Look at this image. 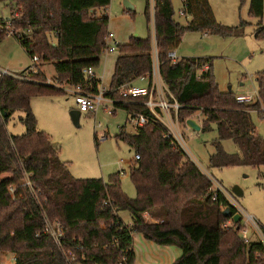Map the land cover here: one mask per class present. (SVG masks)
Masks as SVG:
<instances>
[{
    "label": "trees",
    "instance_id": "16d2710c",
    "mask_svg": "<svg viewBox=\"0 0 264 264\" xmlns=\"http://www.w3.org/2000/svg\"><path fill=\"white\" fill-rule=\"evenodd\" d=\"M111 1L0 0L10 7V19H0V42L11 24L31 58L38 55L39 64L55 68L52 83L40 68L35 74H25V69L24 79L5 77L0 82V264L6 252L16 254L13 264H136L134 233L156 245L180 248L181 256L171 264H264V243L245 242L240 223L224 227L228 219L223 210L231 207L236 213V208L224 194L213 192L212 180L165 136V126L152 121L133 134L124 126L116 136L140 156L130 168L135 198L124 193L121 172L108 180L75 178L51 136L39 129L33 97L65 94V85L97 90L100 81L85 70L100 65L107 47ZM153 2L160 74L181 104L180 123L201 112V131L216 128L212 166H264V138L251 117L255 111L264 120V78H258L259 99L240 103L232 91L220 90L211 58L184 57L175 63L168 58L188 32L233 37L241 34L244 23L225 26L216 20L209 0H186L183 15L191 19L184 25L175 19L173 0ZM151 7L152 0H146L148 22ZM249 13L260 19L256 38H264V0H250ZM153 50L151 36L119 45L108 96L128 115L149 114L143 100L124 101L119 91L151 76ZM18 111L25 114L21 121L26 131L10 135L7 122ZM226 139L236 143L240 154L225 152L221 143ZM25 176L34 193L23 185ZM11 187L16 188L15 198ZM123 210L130 212L129 224L119 216ZM146 213L157 221H146ZM47 220L62 225L60 246L45 233Z\"/></svg>",
    "mask_w": 264,
    "mask_h": 264
},
{
    "label": "rangeland",
    "instance_id": "374dc122",
    "mask_svg": "<svg viewBox=\"0 0 264 264\" xmlns=\"http://www.w3.org/2000/svg\"><path fill=\"white\" fill-rule=\"evenodd\" d=\"M133 10H128L124 0H112L106 13L110 17L108 33H113L120 42L119 37L146 38L155 35L154 13L151 7V21H147L145 15L146 0H127ZM215 18L218 22L228 27H234L244 23L239 36L222 37L202 32H188L184 35L179 47L175 49L179 58L205 57L211 58L216 81L221 91H231L235 96L253 95L255 103L259 99V76L264 78V38H256L255 31L260 19L252 17L249 13L250 0H209ZM175 19L181 24H186L188 18L181 15L183 0H173ZM130 11V12H128ZM10 16V7L7 2L0 3V19ZM264 23V15L262 19ZM115 39V40H116ZM122 40V38H121ZM116 41V42H117ZM107 42V40H106ZM126 42V43H127ZM118 43V42H117ZM121 44H125L123 41ZM111 45V42H109ZM120 44V45H121ZM119 51L104 50L98 69L104 70L105 58L108 56L109 70L103 80V85L110 88L112 82V67L119 56ZM33 59L21 46L17 37L7 35L0 42V67L12 72L20 73L33 64ZM40 63V62H39ZM40 68L48 77V83H52L55 68L52 63L39 64ZM136 85L145 87L147 82L137 81ZM66 93L52 96H35L31 100L33 112L38 121L40 130L51 136L55 145L59 147L60 157L69 162L71 174L77 179L99 178L108 180L111 174L121 172V185L124 193L130 197L137 196L136 188L131 179V165L134 163L135 152L123 141L117 139L120 129L125 126L126 132L133 134L137 128L130 122V116L124 109H116L115 113L108 114L104 110L95 113L81 114L80 124H74L71 111L77 109L72 86H64ZM144 100V99H141ZM25 114L15 112L7 122L10 135L25 133L26 127L21 119ZM251 117L258 132L264 138V120L258 117L257 112H251ZM202 125L203 116L197 112L192 116ZM179 130L185 138V151L200 169L212 180L216 189L228 193V198L234 202L246 215L254 217L259 225L264 227V166L256 168L250 165L237 164L226 167H215L210 163V158L217 151L216 140L218 133L214 127L211 131H196L187 124L180 123ZM222 148L228 154H240L239 147L232 139L223 140ZM238 187L243 194L236 196L232 190ZM119 216L124 223L131 222L130 212L123 210ZM148 222H156L157 219L149 214L144 215ZM246 225L248 237L256 240L253 225L246 223L244 217L242 223ZM241 234V233H240ZM242 235V234H241ZM134 251L142 264H165L167 258L164 252L151 251L150 248L165 249L148 243L139 233H134ZM145 241V242H144ZM144 242V243H143ZM146 247H144L145 245ZM181 255V250L175 246ZM168 248V247H167ZM14 258L16 254L8 252ZM144 253V257L142 256ZM148 253V254H147ZM144 259V261H143ZM153 259V260H152ZM160 259L162 263L160 262ZM7 257H3L4 264Z\"/></svg>",
    "mask_w": 264,
    "mask_h": 264
},
{
    "label": "built area",
    "instance_id": "2783aa9c",
    "mask_svg": "<svg viewBox=\"0 0 264 264\" xmlns=\"http://www.w3.org/2000/svg\"><path fill=\"white\" fill-rule=\"evenodd\" d=\"M186 0H183L185 3ZM152 7L154 13V2L152 0ZM184 14V10H181V15ZM7 35L13 36H20V32L16 31L11 24H8L6 27ZM107 47L106 52L109 51H117L119 50L117 42L114 41V34L108 33L107 34ZM153 45V70L151 76H142L140 80H147L148 85L145 87H139L136 85H125L120 88V95L124 99V101H134L137 99H144L143 103L146 108L149 110V114L142 113V112H132L129 113L130 122L134 125V127L139 128L143 127L150 122H157L167 129V133L165 136L167 138L173 139L175 143L186 153L185 151V138L184 135L179 130L180 121H179V110L181 108V104L177 101L175 96L169 90L168 86L164 82L160 74V62H159V54L156 47V35H154ZM111 42V45L109 44ZM168 58L173 61L174 63L177 62L180 58L177 56L175 51H171L168 53ZM33 64L26 68L27 70L24 72L27 73H37L38 68L37 65L40 61L38 55L33 56ZM207 68V67H206ZM85 74L90 78H95V71L94 68L90 67L85 70ZM5 77H14L19 79H24L25 75L20 73L12 72L9 69H4L0 67V82ZM150 82V83H149ZM110 88H107L103 84H99L97 90L95 91H87L81 85L74 87L73 94L75 97V103L77 105V109L84 113H97L101 109L107 112L108 114L115 113L116 109H111V105L115 108V100L108 96L110 92ZM253 95H238L236 99L240 103L250 104L254 100ZM187 154V153H186ZM140 158L139 154H135L134 160H138ZM191 159V158H190ZM192 160V159H191ZM121 173H124L122 170ZM23 185L28 187L31 193H34V187L27 176L23 181ZM213 192H221L224 196L228 198V193L223 192L221 189L212 188ZM15 187L10 188V192L15 198ZM230 201V200H229ZM108 202L105 201L104 204L106 205ZM230 203L236 208L237 212L241 214L242 220L246 218V223L253 225L254 227V234L257 236V240L264 243V227L259 225V222L252 216L246 215L234 202ZM235 223L232 218L228 219V221L224 224V227L229 229L230 227L234 226ZM243 225V224H242ZM244 228L241 231L242 237L244 238L245 242H250L253 240L252 238L248 237V230L246 229V225H243ZM62 225L59 222H50L49 220L46 221V228L45 233H47L53 241L60 246L62 239L64 237ZM70 256H74L72 252H69Z\"/></svg>",
    "mask_w": 264,
    "mask_h": 264
},
{
    "label": "crops",
    "instance_id": "0c3cea01",
    "mask_svg": "<svg viewBox=\"0 0 264 264\" xmlns=\"http://www.w3.org/2000/svg\"><path fill=\"white\" fill-rule=\"evenodd\" d=\"M186 17V16H185ZM186 18H188V20H187V22L191 19L190 17H186ZM110 22V21H109ZM121 38H122V40H121ZM116 39V37H115V35H114V41L116 42L117 41V39ZM119 40H120V42L121 41H123L124 43H126L127 41H128V39H127V37H125V38H123V37H119ZM183 40V39H182ZM118 43V47H119V45L121 44L119 41H117ZM119 51V50H118ZM175 51V50H174ZM119 53V52H118ZM108 56L105 58V62H104V70H102V73L100 72V71H98V69H95L94 68V71H95V78H97V80H99L100 81V84H103V80L105 79V77H106V72H107V70L106 69H108L109 68V64H108ZM117 59H118V57H117ZM181 59V58H180ZM114 62H116L117 63V60H115ZM116 63H113V66L112 67H110V68H112V77H113V74H114V71H115V67H116ZM109 70V69H108ZM112 79V78H111ZM137 81H140V82H147V80H140V79H138V80H136L135 82H134V85H136V82ZM148 83V82H147ZM137 86V85H136ZM72 88H74V87H72ZM146 240V239H145ZM147 241V240H146ZM145 242V241H144ZM143 242V243H144ZM148 243H152L153 244V242H151V241H147ZM155 244V243H154ZM145 245V244H144ZM144 247H146V245L144 246ZM168 247V248H167ZM167 247H164L165 249H162V248H159V250H156L155 248H150L149 247V249L151 250V251H160V252H164V250H165V253L166 254H164V256L167 258V263H165V264H171V263H173L177 258H179L180 256H179V253L177 252V250H175V248H171L170 246H167ZM176 247V246H175ZM178 248V247H177ZM178 249H180V248H178ZM181 250V249H180ZM181 253H182V251H181ZM144 253H142V256L144 257V255H143ZM148 254V253H147ZM12 255H13V253H12ZM4 256L5 257H7V262L5 263V264H13V262H10L11 261V259L12 258H14V256H11L8 252H6V253H4ZM153 260V259H152ZM143 261H144V259H143ZM145 262V261H144ZM156 262H151V264H155ZM159 263H162V261H161V259H160V262ZM136 264H142V262L138 259V256L136 257Z\"/></svg>",
    "mask_w": 264,
    "mask_h": 264
},
{
    "label": "water",
    "instance_id": "95a60500",
    "mask_svg": "<svg viewBox=\"0 0 264 264\" xmlns=\"http://www.w3.org/2000/svg\"><path fill=\"white\" fill-rule=\"evenodd\" d=\"M124 5L126 6V8L128 10H133L134 9L133 6L127 0H124ZM6 19L9 20L10 18L7 17ZM228 91H231V87H229V90ZM71 117H72V120H73L74 124H76L77 126H79L81 112L78 109H74V110L71 111ZM187 126H189L190 128H192V129H194L196 131H201V128H202L201 125L196 120H194L192 118L187 121ZM232 192L236 196H241L243 194V192L241 191V189L238 188V187H235L232 190ZM222 214L227 219L232 218V220L234 221L235 224H239L240 221L242 220L241 214H239V213H233L231 207H226L223 210ZM237 230H240V226L239 225L237 226Z\"/></svg>",
    "mask_w": 264,
    "mask_h": 264
}]
</instances>
